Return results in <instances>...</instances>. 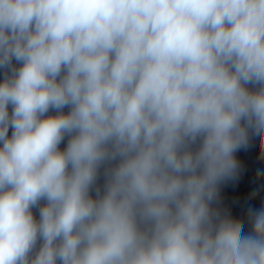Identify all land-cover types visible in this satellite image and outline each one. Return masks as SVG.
Returning <instances> with one entry per match:
<instances>
[{
	"label": "clouds",
	"instance_id": "obj_1",
	"mask_svg": "<svg viewBox=\"0 0 264 264\" xmlns=\"http://www.w3.org/2000/svg\"><path fill=\"white\" fill-rule=\"evenodd\" d=\"M0 68V264H264V207H210L264 143V0H0Z\"/></svg>",
	"mask_w": 264,
	"mask_h": 264
}]
</instances>
